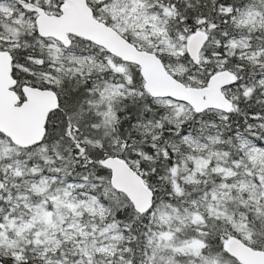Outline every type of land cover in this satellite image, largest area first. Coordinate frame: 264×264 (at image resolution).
Wrapping results in <instances>:
<instances>
[{
    "label": "snow or ice",
    "instance_id": "obj_1",
    "mask_svg": "<svg viewBox=\"0 0 264 264\" xmlns=\"http://www.w3.org/2000/svg\"><path fill=\"white\" fill-rule=\"evenodd\" d=\"M0 264H264V0H0Z\"/></svg>",
    "mask_w": 264,
    "mask_h": 264
}]
</instances>
